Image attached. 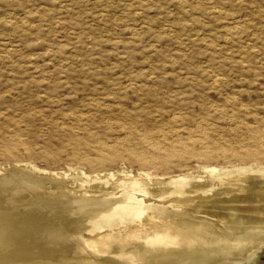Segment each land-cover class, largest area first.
I'll return each mask as SVG.
<instances>
[{"label": "rangeland", "instance_id": "rangeland-1", "mask_svg": "<svg viewBox=\"0 0 264 264\" xmlns=\"http://www.w3.org/2000/svg\"><path fill=\"white\" fill-rule=\"evenodd\" d=\"M2 55L0 138L19 130L37 150L65 146L54 157L0 154V167L147 168L164 182L204 167L264 169V157L233 154L236 141H248L243 128H264V0H0ZM130 129L149 131L153 142L195 139L202 157L140 164L128 157L132 147H121L98 166L81 158L111 153ZM235 264H264V251Z\"/></svg>", "mask_w": 264, "mask_h": 264}, {"label": "bare ground", "instance_id": "bare-ground-1", "mask_svg": "<svg viewBox=\"0 0 264 264\" xmlns=\"http://www.w3.org/2000/svg\"><path fill=\"white\" fill-rule=\"evenodd\" d=\"M238 115H232L233 121ZM243 130L248 141H236L240 150L233 154L263 158L264 128ZM19 132L0 138L4 157L21 148L54 157L65 146L46 145L38 151ZM136 134L130 129L126 139L100 158H81L98 166L112 160L121 147H132L128 157L133 162L169 166L200 154L192 138L153 142L149 131ZM69 139L76 146L80 143L74 136ZM244 144L251 148L243 151ZM209 151L207 147L204 153ZM219 151L224 155L229 146L222 143ZM67 171L38 170L33 164L16 162L0 167V175L4 174L0 264H235L264 251V169L260 167H204L195 177L180 173L168 182L147 168Z\"/></svg>", "mask_w": 264, "mask_h": 264}]
</instances>
